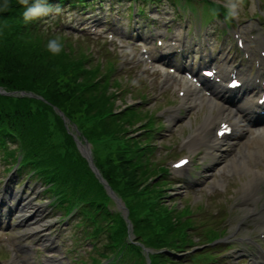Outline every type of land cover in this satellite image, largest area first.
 Returning <instances> with one entry per match:
<instances>
[{
    "label": "trees",
    "instance_id": "1",
    "mask_svg": "<svg viewBox=\"0 0 264 264\" xmlns=\"http://www.w3.org/2000/svg\"><path fill=\"white\" fill-rule=\"evenodd\" d=\"M23 11L14 4L9 12L0 13V88L32 92L42 99L0 95V151L9 161L20 152L29 171L42 170L66 196L95 206L90 215L103 209L108 201L105 192L53 108L58 109L92 143L95 166L125 201L136 240L155 250L180 249L189 242L188 221H181V212L167 205L159 180L154 181L159 170L149 163L148 144L123 138L141 121L139 110L117 112L119 93L111 92L110 73H101L99 65L91 66L84 52L68 44H63L60 55L52 56L46 50L50 38L38 31L37 19L24 23ZM142 128L150 127L143 123ZM97 221L99 231L109 223L110 244H122L141 257L137 246L125 245L126 225L120 216L103 211ZM170 260L158 254L151 257V264H174Z\"/></svg>",
    "mask_w": 264,
    "mask_h": 264
},
{
    "label": "rangeland",
    "instance_id": "2",
    "mask_svg": "<svg viewBox=\"0 0 264 264\" xmlns=\"http://www.w3.org/2000/svg\"><path fill=\"white\" fill-rule=\"evenodd\" d=\"M116 6L120 8L125 7L124 0L119 2ZM190 6H192L191 3ZM162 7L164 13L169 18H171V9L169 3L166 1H162ZM245 9L246 8L242 6V13L250 15L252 9H249L248 11ZM120 15H122L121 24L123 25L125 23V19L128 17H126L127 14H121V12ZM71 19L72 18H70V20ZM64 20L70 21L67 18H65ZM87 34L90 35V29H86L84 35ZM69 36L72 42L83 41L86 43V45H92V51L96 55H94L95 59L101 61V54L99 53L100 50L97 51V49L95 48L97 46H102L100 40H96L95 43H93V39H88V41L87 39H84L85 36H82L80 34L72 33ZM91 36L92 35H90V37ZM99 48L100 47H98V49ZM110 62L111 58H108L106 64H109ZM124 70L125 68L123 67V64L120 63L117 71L121 77L120 82L123 86H120L122 90L119 93L118 100H115L114 108L117 112H119L126 106L128 107L131 104L138 103V97L140 95L144 96L146 105L143 109L156 114L155 117L162 118L161 120H156V124L159 126V132L155 137L154 145L153 143L151 144L153 147H155V152L154 155L150 153V157L152 162H158L159 166L162 165L164 167L163 162L165 160H168L170 163V159H175L179 156V154H177L176 152L175 147L183 138L194 131L193 127L198 124L204 125L203 118L207 113V110L205 108H202L199 113H196L198 107L197 110H190L191 103L189 98L182 102L178 100L176 96L171 92L159 94L155 89L154 80L152 78L146 76V80L138 79L137 76H134L132 74V72L128 73L124 72ZM128 89L133 90V96L130 97V95H127ZM113 91L114 90L112 89L111 92ZM38 99L42 98L39 97ZM169 101L176 107V110L171 113L160 111V108L166 105V103H168ZM214 116H216L215 112ZM61 119L67 133L70 136H77L74 124L72 125V123L62 117ZM141 134L142 133L138 132L135 126H131L128 128L127 135L123 138H134L136 140H139L140 138L142 140V143H145L146 137L145 139L141 138ZM83 145L85 147L87 146L85 141H83ZM210 164V157H207L203 162V157L196 156L194 158V165L197 166L196 170H198V172L196 170L195 172L191 170L190 175H188L187 172H183L182 175L173 172L172 174L175 177L179 176L181 178H184L181 181H176L175 179H173V175L170 176L169 174H167L166 177L169 185H165V188L168 192L169 198H172V203L178 205V208H182L185 205L187 207L188 205L191 207L192 214H189V216L194 219L196 229L195 231L193 229L190 236L192 237V242L197 244L194 246L196 248L200 247L201 244L208 241L205 239V234L211 229H217L219 231L222 230L223 235H226L217 236L218 238L221 237V239L232 237L243 238L257 232L256 226L260 224L259 222H253L254 217H251L248 214L252 209L258 206V203L253 205L251 200L243 202L242 199V188L245 184L246 177L242 176L240 180L238 179V176L236 174H234V176L231 178L224 176L223 179H217L215 175L212 177H208L206 176L207 174L203 173V171L205 170V167L209 166ZM4 169L5 165L0 162V188L2 187V181H4L5 178H7L9 175V173L7 174ZM219 169L220 168L217 167V171H213V174H216L215 172H219ZM263 170L264 169L261 167L260 171L262 172ZM32 194L33 193H31V195ZM105 196L109 202H107V205L103 203L102 207L108 212L112 214H119L122 218H124V216L126 215V210H124V208H120V199L115 195H112L113 198H110L107 193L105 194ZM32 202L35 207H31V209L25 210L24 214H28V212L30 211L29 214L33 213L34 215V210H36L37 212L36 203L39 204L40 202L36 200H33ZM63 202H67V199H65V201ZM66 204L67 203H63V205ZM77 205H80V203L78 201L74 202L73 206ZM43 209L44 207L40 208L41 212L40 216H37V221H33L32 219L30 220V218L32 217L31 215L30 217H27L23 223H20L18 219L19 214H17L16 211L14 214H11L14 215L12 221L10 222L11 232L9 234V237L11 239V242L10 245H6L5 243L0 244V259L8 260V262H10L11 264H34L37 259V245L42 244L38 240H40L41 237L50 238L55 232L61 233L63 220L58 217L59 214H57L56 217H52L49 213L46 214V212H48L46 210L42 215ZM63 216L64 215H61V217ZM243 222H245V224H243ZM80 225L83 226V224ZM1 228L2 224H0V233ZM93 228L94 227H92L90 230H93ZM62 235L65 239L61 238V245L63 244L64 246L61 251L64 252L66 258H71V260L68 259L70 264H89L90 256H96L92 251L93 246H83L82 250L79 248V242H81V239L83 237L81 233L77 232L75 224L66 226V229L62 230ZM131 239L134 240V237L132 235H130V240ZM105 243L106 239L104 238L97 245L98 250H102V245H105ZM180 246L181 248L175 251H185V248H182L183 245ZM10 247H15L16 252H11ZM221 249L222 248L218 249L216 254H219ZM149 250L153 252L151 249ZM149 250L145 249L146 252ZM145 251L142 253L144 255V260L142 261L143 264H145L148 259ZM186 253H188V251ZM61 254L58 256L59 259L63 257L61 256ZM211 254L215 255V253L213 252ZM120 255L121 254L117 253L116 249V252L112 253L111 255V260H118ZM132 256V254L127 255L128 258H132ZM68 260L65 263L68 264ZM133 260L134 259L124 258L121 264H130L133 262ZM199 260L200 259H198L197 261Z\"/></svg>",
    "mask_w": 264,
    "mask_h": 264
},
{
    "label": "clouds",
    "instance_id": "3",
    "mask_svg": "<svg viewBox=\"0 0 264 264\" xmlns=\"http://www.w3.org/2000/svg\"><path fill=\"white\" fill-rule=\"evenodd\" d=\"M243 3L244 0H225V19L236 17ZM14 4L24 9L22 18L26 24L38 18L46 17L53 11V7L48 4V0H0V13L9 12ZM56 11L59 12L60 9L57 7ZM216 14V10L213 9L212 15L215 16ZM63 48V41L59 36L49 39L46 45L47 52L52 56L60 55Z\"/></svg>",
    "mask_w": 264,
    "mask_h": 264
},
{
    "label": "bare ground",
    "instance_id": "4",
    "mask_svg": "<svg viewBox=\"0 0 264 264\" xmlns=\"http://www.w3.org/2000/svg\"><path fill=\"white\" fill-rule=\"evenodd\" d=\"M197 99L199 101H201L200 104L202 106L200 105V107H199L200 109L203 108L204 105L208 109V114L204 116L205 126L213 125L215 123V121L220 117L227 118V119H234V112L230 108L222 107L221 105H218L216 102H214L212 100H205L204 101L199 96H197ZM213 111L217 112V116L213 115V113H212ZM235 121L236 122H234V125L238 126L237 125L238 120H235ZM258 142H259V140H256L257 144H258ZM195 145H196V143L191 142V146L194 147ZM256 153H257L256 151H253L251 154H256ZM245 164H246V158L244 156H242L241 158L232 159V161L230 163H228L227 165H228L229 169H234V170L239 169V170L235 171L239 175L242 174L243 176L244 175L245 176H252V179L258 178V172L256 170H250L249 168L246 170L241 169L242 165H245ZM25 205L27 206V203L23 202L22 207L24 208ZM21 219H23V216H22V218L20 217V222L23 221Z\"/></svg>",
    "mask_w": 264,
    "mask_h": 264
},
{
    "label": "water",
    "instance_id": "5",
    "mask_svg": "<svg viewBox=\"0 0 264 264\" xmlns=\"http://www.w3.org/2000/svg\"><path fill=\"white\" fill-rule=\"evenodd\" d=\"M89 158V157H88Z\"/></svg>",
    "mask_w": 264,
    "mask_h": 264
}]
</instances>
